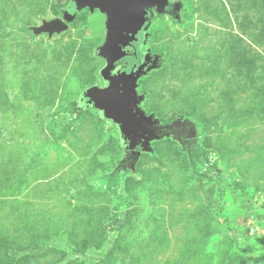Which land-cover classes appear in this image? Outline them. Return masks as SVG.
I'll return each instance as SVG.
<instances>
[{
    "label": "rangeland",
    "instance_id": "1",
    "mask_svg": "<svg viewBox=\"0 0 264 264\" xmlns=\"http://www.w3.org/2000/svg\"><path fill=\"white\" fill-rule=\"evenodd\" d=\"M148 14L140 107L177 131L143 147L86 98L108 15L0 0V264H264V0ZM63 19L60 32L39 31Z\"/></svg>",
    "mask_w": 264,
    "mask_h": 264
},
{
    "label": "water",
    "instance_id": "2",
    "mask_svg": "<svg viewBox=\"0 0 264 264\" xmlns=\"http://www.w3.org/2000/svg\"><path fill=\"white\" fill-rule=\"evenodd\" d=\"M82 1L91 10L98 8L108 15V38L112 44L109 50L100 52L109 59L102 70L107 85L90 90L86 100L116 121L125 142L133 136L138 144L146 147L148 139L155 137L157 131L180 126L179 121L172 125H159L153 115L146 114L140 107L143 96L137 90L141 76L156 67L158 61V57L149 50H142L148 36L147 15L151 10L164 13L170 0ZM178 9L175 4L174 12ZM67 28L66 21L55 19L38 29L53 34Z\"/></svg>",
    "mask_w": 264,
    "mask_h": 264
},
{
    "label": "trees",
    "instance_id": "3",
    "mask_svg": "<svg viewBox=\"0 0 264 264\" xmlns=\"http://www.w3.org/2000/svg\"><path fill=\"white\" fill-rule=\"evenodd\" d=\"M178 138L183 141L182 137L179 135ZM184 145H186L187 153L189 155V161L191 163V166L194 168V170L198 171V161L201 160L202 154L205 155L206 152L197 146L188 143L187 141H183Z\"/></svg>",
    "mask_w": 264,
    "mask_h": 264
},
{
    "label": "flooded vegetation",
    "instance_id": "4",
    "mask_svg": "<svg viewBox=\"0 0 264 264\" xmlns=\"http://www.w3.org/2000/svg\"><path fill=\"white\" fill-rule=\"evenodd\" d=\"M174 6H175V4L174 3H172L171 1H169V4L167 5V7H166V11L164 12V13H161V14H165V13H167V12H170L171 14H174V15H177V12L175 13L174 12ZM153 13H156V14H158L156 11H154V10H151L150 11V16H152V14ZM148 16V15H147ZM147 20L149 21V18L147 17ZM147 22H146V27H147ZM146 31H147V28H146ZM148 32V31H147ZM148 37V36H147ZM146 40H147V38H146ZM142 50L144 51L145 49H144V45H143V48H142ZM146 51V50H145ZM151 52V51H150ZM151 54L153 55V56H156V55H154L152 52H151ZM151 63H149V65H150ZM140 80V79H139ZM180 127H181V125L179 126V127H174V128H172V130H176L178 133H177V136H179V134H180ZM163 130V129H162ZM182 137V136H181Z\"/></svg>",
    "mask_w": 264,
    "mask_h": 264
}]
</instances>
